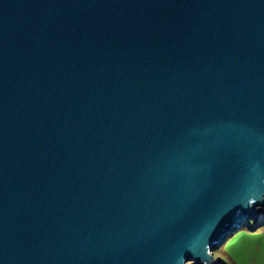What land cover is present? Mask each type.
<instances>
[{
    "label": "water",
    "instance_id": "water-1",
    "mask_svg": "<svg viewBox=\"0 0 264 264\" xmlns=\"http://www.w3.org/2000/svg\"><path fill=\"white\" fill-rule=\"evenodd\" d=\"M262 225L264 0H0V264H220Z\"/></svg>",
    "mask_w": 264,
    "mask_h": 264
},
{
    "label": "crops",
    "instance_id": "crops-1",
    "mask_svg": "<svg viewBox=\"0 0 264 264\" xmlns=\"http://www.w3.org/2000/svg\"><path fill=\"white\" fill-rule=\"evenodd\" d=\"M218 255L220 264H264V225L228 236Z\"/></svg>",
    "mask_w": 264,
    "mask_h": 264
},
{
    "label": "rangeland",
    "instance_id": "rangeland-1",
    "mask_svg": "<svg viewBox=\"0 0 264 264\" xmlns=\"http://www.w3.org/2000/svg\"><path fill=\"white\" fill-rule=\"evenodd\" d=\"M251 224V223H250ZM241 230H247V228L244 226V227H242L241 229H239V231H241ZM223 245L224 244H222L219 248H217V249H215L214 251H213V256L214 257H218V255L220 254V252L222 251V249H223Z\"/></svg>",
    "mask_w": 264,
    "mask_h": 264
},
{
    "label": "built area",
    "instance_id": "built-area-1",
    "mask_svg": "<svg viewBox=\"0 0 264 264\" xmlns=\"http://www.w3.org/2000/svg\"><path fill=\"white\" fill-rule=\"evenodd\" d=\"M250 226H251V224H250ZM244 227V226H243Z\"/></svg>",
    "mask_w": 264,
    "mask_h": 264
}]
</instances>
